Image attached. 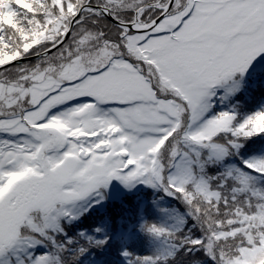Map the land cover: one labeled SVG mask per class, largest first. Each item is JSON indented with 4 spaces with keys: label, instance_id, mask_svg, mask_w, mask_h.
Wrapping results in <instances>:
<instances>
[{
    "label": "snow or ice",
    "instance_id": "snow-or-ice-1",
    "mask_svg": "<svg viewBox=\"0 0 264 264\" xmlns=\"http://www.w3.org/2000/svg\"><path fill=\"white\" fill-rule=\"evenodd\" d=\"M0 264H264V0H0Z\"/></svg>",
    "mask_w": 264,
    "mask_h": 264
}]
</instances>
